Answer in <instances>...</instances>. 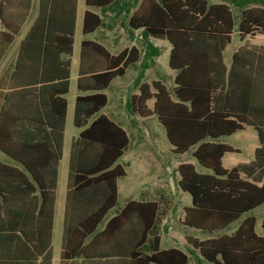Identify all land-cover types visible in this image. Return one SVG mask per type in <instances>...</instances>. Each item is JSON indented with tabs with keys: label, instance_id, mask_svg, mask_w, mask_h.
I'll return each mask as SVG.
<instances>
[{
	"label": "trees",
	"instance_id": "16d2710c",
	"mask_svg": "<svg viewBox=\"0 0 264 264\" xmlns=\"http://www.w3.org/2000/svg\"><path fill=\"white\" fill-rule=\"evenodd\" d=\"M69 2L66 13L60 0H39L36 19L20 41L16 58L0 77V150L27 168V162L16 154L14 142L30 141L18 127L28 129L34 124L30 117L16 115V95L37 98L49 128L40 139L49 142L55 167L62 155L77 0ZM85 4L99 11L85 10L83 35L104 27L112 29L119 22L131 32L140 30L144 48L125 47L112 54L98 41L81 40V56L93 46L101 65L87 72L81 64L78 68L73 125L81 131L70 143L61 259L124 258L129 264H189L192 259L180 248L160 247L168 202L129 200L106 218L117 206L118 179L126 175L119 159L130 149L131 138L101 113L108 102L104 91L138 61L145 69L151 56L159 53L150 42L157 38L170 44L168 66L175 71L173 86L170 90L158 80L137 79L138 93L131 95L127 110L141 118L155 115L171 151L182 154L192 149L191 156L207 170L198 171L190 162L176 167L178 188L191 196L182 223L209 234L204 239L186 236V243L198 252L200 261L209 264H264V219L259 235L252 214L264 204V46L245 42L232 54L228 69L223 62L234 29L233 8L239 13L238 35L243 41L264 34V0H85ZM5 9L0 2V61L27 17L26 12L12 21ZM240 68L246 94L244 103L237 106L235 82ZM149 100H153L151 107ZM57 111L58 124L48 114ZM245 125L257 131L259 146L254 157L249 163L225 168L221 157L233 149L218 140ZM53 174L50 182L34 179L41 191L42 208L47 205L50 215L56 197V170ZM237 220L231 232H222ZM51 231L50 218L48 238ZM44 256L49 264V253Z\"/></svg>",
	"mask_w": 264,
	"mask_h": 264
},
{
	"label": "crops",
	"instance_id": "0c3cea01",
	"mask_svg": "<svg viewBox=\"0 0 264 264\" xmlns=\"http://www.w3.org/2000/svg\"><path fill=\"white\" fill-rule=\"evenodd\" d=\"M60 1L62 2L61 6H63V8L66 9V13H68V8L70 5L69 0H60ZM0 2L2 6L6 7L4 12L6 13V16L8 18L12 19V21L20 20L21 17L27 12V17L24 23L22 24L19 32L15 35V38L13 40L14 42L16 37L19 35L20 37H19L18 43L13 49V52L5 59V57L7 56L8 50L10 48L9 47L5 55L0 61L1 63L0 64V77H1L3 72H5V70H7L11 66L12 62L16 58L20 41L26 35V33L28 32L29 28L31 27V25L33 24L34 20L36 19L38 15L39 0H0ZM86 9H90L94 12L99 11V9L96 7L87 6L85 4V0H77L76 10H75V24H74V32H73L74 42H73L72 55L70 57L71 66H70V77H69V91L71 88L72 78L74 79L75 81L74 83L76 86L78 68L80 64L84 72L91 71L96 68L99 69L101 65V58L99 57L98 54H96L95 48L93 46L92 47L89 46L85 50L84 54L81 56L80 43L82 39L98 41L101 44H103L106 47V49L112 54H117L119 51H121L125 47L130 48L132 46H135L141 50L144 48L141 43V39H140V30H133L131 32L125 27L124 28L127 31V35L132 37L130 43L122 46L119 49H111L109 46H107V44L104 43L103 40L107 42L110 41L109 33L111 30L116 28L115 25L119 23L117 22V23H113L112 29H107V27H104V28L97 29L92 33H89V34H93V37L91 38L88 36V34L84 35V37H82L79 40L78 60L74 61L73 53L75 49V34H76L77 29H80V30L82 29V20H83V15ZM65 18L68 19L67 14ZM109 24H111V22ZM0 30H3V25L1 23V20H0ZM259 35H264V34H256L253 37H247L243 40V42L244 43L247 42L249 46H256V47L264 46V43H254L253 42V40ZM137 38L140 39L139 46H137L135 43L137 42ZM155 39L157 38H150V42L153 44ZM241 45H239L232 52V54ZM153 46L158 48L159 53H160L161 51L160 47L165 46V44H162L160 47L155 46L154 44ZM166 48H167V45L165 49ZM169 51H170V44H169ZM159 53L158 55L151 56V58L149 59V64L147 65L145 69H141L140 61H138L137 64L129 67L132 69V77H131L132 87H131V90L127 92V97L124 100H122L121 103H120V100L122 97L120 96V93L116 94L115 92L114 94H112V100H111L112 106L114 107L117 104V108L118 109L121 108L122 110L121 115L122 116L123 114L126 115V118L129 120L130 129H127V126H125L123 123H121V121L117 119V116L119 115L118 111L116 113H111V116H110L102 112L101 110V113L107 115L110 119L118 123L123 129L124 127H126V129L124 130L129 135H130L129 131L132 133L133 132L139 133L141 131L140 125L143 124L145 126L144 120L146 118H141L137 115L129 113V111L125 112V108L127 109V102L129 101L131 95L138 93L136 82H135L137 79H139L141 82L145 81L147 83H150L152 80H158L162 82L159 79L160 74L158 70H157L158 72L157 76L155 78H152L151 80H148L146 78L147 73L149 69L151 68V66L158 67ZM232 54L230 56L229 61H225L224 56H223V62L227 69L229 68L231 64ZM73 64H76L77 66L75 76H73L72 74ZM240 70L238 74L239 76L235 82L237 106H241V104L244 103V97L246 94V85H245V79L243 76L244 70L243 68H240ZM172 71H173V73L171 74L172 84L170 87H168L170 90L173 86V77L175 75V71L174 70ZM116 85L115 87H117ZM104 92L106 93V91ZM78 93H76V95ZM67 94L65 95V98L67 100V110H66V115H65V129H64L62 155L56 167H55L54 160L52 157L49 142H43L41 140L42 139L41 135L43 133L47 134L49 131V128L44 124V118L40 110V106L38 104L37 98H34V97L28 98L24 94L15 96L14 111L16 115L20 114L22 116L30 117L32 119L31 123L34 125L32 127H29L28 129L25 127L22 128L19 126L18 121H15L16 122L15 124H17L20 127V128L18 127V130L24 133L25 137L30 139V141H28L27 143L23 141H15L14 149L16 150V154L19 156H22V158L27 162L29 166L28 168L30 169L25 167L17 159H13L9 157L7 154H5L4 152L0 150V164H1L0 166V170H1L0 171V181H1V184H0L1 185L0 186V190H1L0 191V264H48L47 259L44 256L47 252L50 255L49 264H129L128 261L124 258L98 259V258H91V257L84 258L83 256H79V257H75L73 259L64 260V261L61 259V243H62L64 216H65L66 184H67V179H68V174H69L70 143L72 139L76 138L79 132L81 131V129L79 128L77 134L72 136L69 142L68 151L65 154V142H66L65 133H66L68 119H69V99L67 97ZM106 95L109 101V96L107 93ZM75 97H74V102H75ZM74 102L72 105V113H71L72 123H73ZM152 103H153V100H152ZM256 103H258L257 105H260L259 98L256 100ZM147 105L149 107L152 106V105H149L148 102H147ZM48 114L50 118L52 119V122L58 124L59 112L58 111L57 113L49 112ZM33 138H36L37 140H34ZM237 138L243 139L248 142L247 156L250 155V157L244 158L245 161H239L238 160L239 158H236L234 156V155L241 154V150L227 141L229 139H237ZM140 139L142 140V137L138 136L137 140H140ZM218 141L229 145L233 149V151L226 152L221 157L222 165L225 168H231L237 164L249 163L254 157L255 149L259 146V139H258L257 131L251 125H245L243 129L231 135L223 136L219 138ZM134 145L135 143L133 139L131 138V147L129 150H132ZM190 154H191V151H190ZM131 157L135 158L136 160V163H135L136 165L132 171V174H134L133 176L136 179L135 184L131 187V191L126 192V195L124 196V199L122 203L120 204L119 197H120L121 186L119 183L120 178L118 179L119 187H118L117 206L109 211L110 214L109 212L107 213L106 218L111 217L118 208H120L122 205H124L129 200H139V199L140 200L141 199L143 200L144 199L145 200H162L163 202H168L169 210H171L170 206L173 207L174 205L176 206V208L177 207L179 208L181 215L177 217V220L180 226L184 229L183 238L186 243L185 237L192 236V235L187 234L186 228H185L187 226H185L182 223L183 214H184L183 209L184 207L189 206L191 202L189 205L184 204V203L179 204L178 201L172 203V200L169 197V193L166 191V184H165L166 180L163 179V176L165 173V169L163 167H165L168 164L167 160L162 159V158L161 159L155 158L153 160H149L142 156H131ZM225 163L230 164L229 167H226ZM30 170L34 172L36 177L33 176V173ZM54 170H56L57 186L55 190L56 197H55V201L53 204V208L51 210L52 213L50 215V210L47 205L44 206V208H42L41 193H40L41 191L39 187L36 185L34 179L36 178L39 180L50 182L53 179ZM125 171H126L125 176L127 177L128 172L126 169ZM148 177H155V178H153L152 181H149L147 179ZM262 208H264V204L255 208L252 211V214L256 217V223H257V218L259 217L254 213V211H257ZM50 218L52 222V231H51V237L48 238L47 233H46V228L48 226V222ZM263 219L264 217L261 219L259 218L261 222ZM166 221H167V217H165V219L162 222V226H163L162 231H165V232L171 231L170 229L165 228L164 225ZM102 224L103 223H101V226ZM167 234L169 235V233ZM170 237H171V240L174 241V243H176L175 235H170ZM170 247H175V246L171 245ZM198 259H199V254H198ZM199 261L200 260H198V262Z\"/></svg>",
	"mask_w": 264,
	"mask_h": 264
},
{
	"label": "rangeland",
	"instance_id": "374dc122",
	"mask_svg": "<svg viewBox=\"0 0 264 264\" xmlns=\"http://www.w3.org/2000/svg\"><path fill=\"white\" fill-rule=\"evenodd\" d=\"M212 1V0H211ZM233 17H234V29L233 33L231 36V41L230 43L226 46L225 50L223 51V56L225 61H229L230 56L232 52L241 44H243V41H240L239 35H238V23H239V13L236 8H233ZM116 28L111 30L109 33V40L110 41H104V43L107 44L111 49H119L124 45H127L130 43L132 37L127 35L126 29L120 24L117 23ZM114 26V27H115ZM105 30V29H104ZM88 36L91 38L93 37V34H88ZM19 35L16 37L15 41L13 44L10 46L7 56L5 59L13 52V49L15 48L16 44L18 43L19 40ZM84 37V35L81 33L80 29L76 30L75 34V49L73 53V60L77 61L79 57V40ZM112 41V43H111ZM254 43H264V35H259L257 36L254 40ZM252 42V43H253ZM137 46L140 44V39L137 38V42H135ZM153 44L155 46H161L162 44H165V46L160 47V53L158 56V67L151 66L149 69L146 78L148 80H151L152 78H155L157 76V73L159 72L160 77L159 79L167 86L170 87L172 84V73L173 71L169 68L168 66V53H169V43L167 40L163 39H155ZM167 45V48L165 49ZM1 64V63H0ZM76 64L72 65V74L75 76L76 74ZM158 70V72H157ZM132 69L129 68L127 69L125 75L116 78L115 80L112 81L110 86L105 90L106 93L109 96V101L108 104L102 109V112L108 114L111 116V113H116L117 111L119 112L117 119L121 121L125 126H127V129H130L129 126V120L126 118V115L123 114L121 115V108H117V104L113 107L111 100H112V94L116 92V94L120 93V96L122 97L120 100V103L122 100H124L127 97V92L131 90L132 87ZM74 79L72 78V83H71V88L69 93L67 94V97L69 99V119H68V124H67V129H66V142H65V154L68 151L69 148V142L72 138L73 135H76L79 128L75 127L73 123L71 122V113H72V105L74 102V97L76 93H78L77 88L74 83ZM120 82V83H118ZM118 83V84H117ZM117 84V85H116ZM115 85L117 87H115ZM115 87V89H114ZM149 105H152V100L148 101ZM128 110L125 108V112ZM137 118V117H135ZM137 121V119H136ZM145 126L141 124V131L139 133L135 132H130V136L133 139L135 145L132 150L127 151L120 159L119 162L124 165L125 169L128 172V176L121 177L119 179V183L121 186V191H120V197H119V203L121 204L124 196L126 195V192L131 191V187L135 184V177L132 174L133 168L135 167L136 160L135 158L131 156H142L145 157L149 160H153L155 158L159 159H166L167 160V165L163 167L165 169V173L163 176V179L166 180V191L169 193V197L172 200V203L177 202L179 204H190L191 202V196L187 192H183L178 188L177 185V178L179 177L178 173L176 172V166L181 163V162H190L193 163L198 171H207L206 169L200 167L197 163L196 160L191 156L190 151L184 152L182 154H176L172 153L170 151L171 145L169 144L166 134H165V129L161 123L157 120L155 115H151L145 120ZM124 127V126H123ZM126 129V127H124ZM141 136L142 140H137V137ZM230 142L232 145L238 147L241 150V154L234 155L236 158H239V161H245L244 158L250 157V155L247 156L248 152V142L243 140V139H229L227 140ZM230 164H226V167H229ZM152 167V165H151ZM155 177H148L147 179L149 181H152V179ZM180 190V192H179ZM173 192V193H172ZM171 210H169V213L167 214V221L165 223V228L170 229L171 231H162L161 232V248H168L171 245H174L177 248H180L184 252H186L190 258H192L189 262V264H209L206 262L199 261L198 262V253L195 250L190 249L183 238V231L184 229L180 226L178 223L177 217L181 215V212L179 208L174 205L173 207L170 206ZM254 213L261 219L264 217V208L259 209L257 211H254ZM110 214V212H109ZM257 218V223L255 226V231L258 234H261V220ZM238 221L233 222L230 226H228L226 229L222 230L224 233H229L232 231L236 225L238 224ZM187 234H191L194 237H198L199 239H204L206 237H209L208 234L197 230L195 228H190V227H185ZM169 233V235L167 234ZM170 235H175L176 237V243L171 240Z\"/></svg>",
	"mask_w": 264,
	"mask_h": 264
}]
</instances>
